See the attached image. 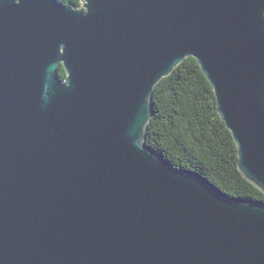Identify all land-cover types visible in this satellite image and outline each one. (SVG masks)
Instances as JSON below:
<instances>
[{
  "label": "water",
  "instance_id": "1",
  "mask_svg": "<svg viewBox=\"0 0 264 264\" xmlns=\"http://www.w3.org/2000/svg\"><path fill=\"white\" fill-rule=\"evenodd\" d=\"M79 1L0 0V264H264V203L145 143L193 58L264 194V0Z\"/></svg>",
  "mask_w": 264,
  "mask_h": 264
},
{
  "label": "trees",
  "instance_id": "2",
  "mask_svg": "<svg viewBox=\"0 0 264 264\" xmlns=\"http://www.w3.org/2000/svg\"><path fill=\"white\" fill-rule=\"evenodd\" d=\"M81 7L79 0H58ZM60 78L66 77L58 67ZM145 143L173 167L188 171L233 199L264 203V194L237 167V149L217 111L213 90L187 58L153 89Z\"/></svg>",
  "mask_w": 264,
  "mask_h": 264
}]
</instances>
